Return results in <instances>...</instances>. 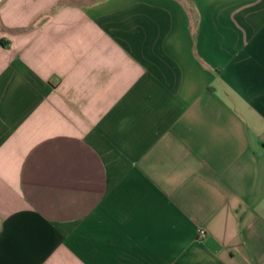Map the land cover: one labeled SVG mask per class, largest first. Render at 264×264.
Listing matches in <instances>:
<instances>
[{"label":"crops","instance_id":"0c3cea01","mask_svg":"<svg viewBox=\"0 0 264 264\" xmlns=\"http://www.w3.org/2000/svg\"><path fill=\"white\" fill-rule=\"evenodd\" d=\"M0 264H264V0H0Z\"/></svg>","mask_w":264,"mask_h":264},{"label":"built area","instance_id":"2783aa9c","mask_svg":"<svg viewBox=\"0 0 264 264\" xmlns=\"http://www.w3.org/2000/svg\"><path fill=\"white\" fill-rule=\"evenodd\" d=\"M206 235H207L206 230L205 229H201L200 230V238L204 239L206 237Z\"/></svg>","mask_w":264,"mask_h":264}]
</instances>
